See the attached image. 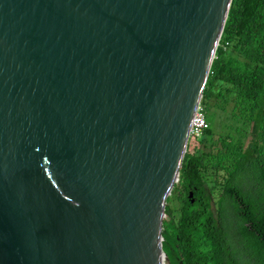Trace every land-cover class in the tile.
I'll return each mask as SVG.
<instances>
[{"label": "water", "instance_id": "95a60500", "mask_svg": "<svg viewBox=\"0 0 264 264\" xmlns=\"http://www.w3.org/2000/svg\"><path fill=\"white\" fill-rule=\"evenodd\" d=\"M232 3L0 0V264H181L166 209Z\"/></svg>", "mask_w": 264, "mask_h": 264}, {"label": "trees", "instance_id": "16d2710c", "mask_svg": "<svg viewBox=\"0 0 264 264\" xmlns=\"http://www.w3.org/2000/svg\"><path fill=\"white\" fill-rule=\"evenodd\" d=\"M201 106L165 231L181 264H264V0H233Z\"/></svg>", "mask_w": 264, "mask_h": 264}, {"label": "built area", "instance_id": "2783aa9c", "mask_svg": "<svg viewBox=\"0 0 264 264\" xmlns=\"http://www.w3.org/2000/svg\"><path fill=\"white\" fill-rule=\"evenodd\" d=\"M209 125L206 121V117L203 111L202 106L200 105L193 117L190 133H189V142L193 145L200 139L204 132L208 129Z\"/></svg>", "mask_w": 264, "mask_h": 264}, {"label": "rangeland", "instance_id": "374dc122", "mask_svg": "<svg viewBox=\"0 0 264 264\" xmlns=\"http://www.w3.org/2000/svg\"><path fill=\"white\" fill-rule=\"evenodd\" d=\"M216 128V127H215ZM217 129H218V127H217ZM190 149V148H189ZM191 151H192V148L190 149ZM166 219H167V217H166Z\"/></svg>", "mask_w": 264, "mask_h": 264}]
</instances>
